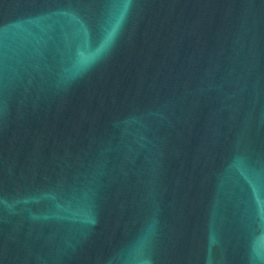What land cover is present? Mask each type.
<instances>
[{"label":"water","instance_id":"95a60500","mask_svg":"<svg viewBox=\"0 0 264 264\" xmlns=\"http://www.w3.org/2000/svg\"><path fill=\"white\" fill-rule=\"evenodd\" d=\"M0 264H264V0H0Z\"/></svg>","mask_w":264,"mask_h":264}]
</instances>
